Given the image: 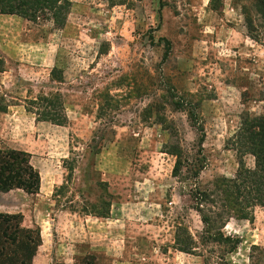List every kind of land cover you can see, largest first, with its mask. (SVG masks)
<instances>
[{
    "label": "rangeland",
    "instance_id": "obj_1",
    "mask_svg": "<svg viewBox=\"0 0 264 264\" xmlns=\"http://www.w3.org/2000/svg\"><path fill=\"white\" fill-rule=\"evenodd\" d=\"M65 1L62 23L0 14V149L26 152L39 176L36 193L0 191V213L38 229L31 264H215L218 247L199 243V217L167 152L195 150L196 114L199 187L235 174L239 121L264 113L256 1ZM38 91L60 97L62 125L36 118ZM242 161L252 168L251 155ZM184 229L191 253L174 245ZM222 233L239 240L224 261L264 264V207L229 218Z\"/></svg>",
    "mask_w": 264,
    "mask_h": 264
},
{
    "label": "trees",
    "instance_id": "obj_2",
    "mask_svg": "<svg viewBox=\"0 0 264 264\" xmlns=\"http://www.w3.org/2000/svg\"><path fill=\"white\" fill-rule=\"evenodd\" d=\"M255 1L254 12L264 21V0ZM65 2V0H0V14L18 15L32 22L40 17L51 19L53 24L62 23ZM59 73L56 68H51L50 78L60 82ZM30 103L38 120L56 125L63 124L64 115L61 112L60 97L56 92L38 91ZM110 103L113 104L112 101ZM188 120L195 131L196 141L191 146V150L194 147L195 150L192 152L181 149L175 143L169 152L166 151L175 157L172 174L182 178L188 199L192 202L190 209L199 217L201 224L200 233L197 235L199 243L218 247L219 260L215 264H229L224 261V255L233 251L239 240L222 233L225 223L229 218L247 219L250 209L254 206L264 207V113L244 116L239 121L232 138V147L237 155V167L233 177H216L212 180L211 187L204 188H200L197 183L198 174L205 162L201 153L202 126L196 114H189ZM245 154L253 157L252 168L244 166L242 157ZM27 160L26 152L0 149V191L17 188L25 193L37 192L39 176L28 165ZM62 164L64 168L71 169L69 160L63 159ZM104 213L105 211H101L98 215ZM20 223V214L0 213V264H31L36 247L40 243L39 231L36 228H23ZM182 235L176 237L174 245L177 250L191 253L197 249L185 229ZM209 251L212 252V248L207 252ZM77 264L94 263L86 257Z\"/></svg>",
    "mask_w": 264,
    "mask_h": 264
}]
</instances>
